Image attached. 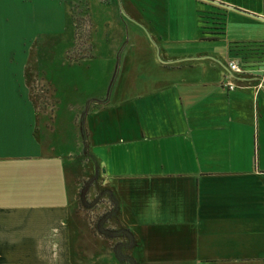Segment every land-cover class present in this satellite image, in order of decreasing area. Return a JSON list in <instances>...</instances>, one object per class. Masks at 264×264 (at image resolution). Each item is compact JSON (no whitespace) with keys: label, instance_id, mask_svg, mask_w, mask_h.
<instances>
[{"label":"crops","instance_id":"crops-1","mask_svg":"<svg viewBox=\"0 0 264 264\" xmlns=\"http://www.w3.org/2000/svg\"><path fill=\"white\" fill-rule=\"evenodd\" d=\"M83 1L93 22V60L106 49L104 72L80 73L83 87L90 81L93 89L85 93L78 84L67 99L49 83L64 112L56 122L86 124L84 172L70 166L69 152L49 151L35 137L14 73L7 91L0 45V264L128 263L79 202L83 174L117 203L107 226L130 233L135 264H145V236L170 240L171 230L174 250L194 255L195 264H264V86L255 87V73L229 70L233 61L245 65L233 42L264 43V0H216L257 16L226 9L218 39L203 34L201 15L215 10L204 0ZM47 3L52 28L64 35L65 5ZM142 47L145 76L109 71L107 64L123 57L119 49L126 59L128 49ZM263 67L264 57L251 66ZM155 160L162 168L147 171ZM120 161L126 167L118 170Z\"/></svg>","mask_w":264,"mask_h":264},{"label":"rangeland","instance_id":"rangeland-1","mask_svg":"<svg viewBox=\"0 0 264 264\" xmlns=\"http://www.w3.org/2000/svg\"><path fill=\"white\" fill-rule=\"evenodd\" d=\"M57 1L65 5L69 15L70 31H66L64 35L63 31H57V28H52L50 24V19L53 17L50 12L53 8H46L47 0H0V45L4 43L5 47L6 88L10 91L13 86L12 73L19 76V79L16 77L17 86L22 90L23 99L29 106L31 105L32 115L36 120L35 137L49 151L54 149L62 153L69 152L70 166L78 173H82L83 168L88 169L86 161H90L87 155L86 124L82 120L71 128L62 127L56 122L64 112L57 110L54 89L49 80L57 86L59 96H63V92L66 99L77 93L78 84L81 85V90L87 93L89 89H93V86L87 81L89 86L83 87L80 73L104 72L106 63L103 62L105 59L103 52L106 49L99 48L98 59L93 60L91 36L94 28L87 11V4L83 0ZM142 39H145L144 34H141ZM118 51L123 57L118 58L116 63L107 64L109 71L131 78L141 74L145 76V66H147L145 47L128 49L130 53L126 59V49ZM22 59L27 63L18 64ZM28 59L30 61L36 59V63L29 64ZM88 60L90 61L87 64H82ZM150 71L158 72L159 69L152 67ZM101 149H104L105 165L111 163L114 170L113 161L107 157V149L104 146H101ZM262 157L264 158V150ZM83 158V167H80ZM120 162L115 167L118 170L126 167L123 161ZM153 167L154 170L162 168L161 161L155 160L152 165L146 164L147 171H151L150 168ZM102 172H105V167ZM79 202L86 206L87 215L97 230L100 228L114 240V248L117 252L126 255L128 252V256L125 257L128 260L127 264H135V258L131 254L134 240L130 233L122 227L107 226L109 218L117 210V203L107 192H101L98 184L85 174L81 177ZM169 233L172 235L168 237L170 240L160 239L159 235L145 236V264H157L155 261L159 259L170 260L169 263L173 264L172 260L176 258L180 259L178 264H195L197 259L194 255L190 256L189 252L174 250L172 241L174 231L171 230ZM164 248H169V251H160ZM214 248L220 250L218 243L214 244Z\"/></svg>","mask_w":264,"mask_h":264},{"label":"trees","instance_id":"trees-1","mask_svg":"<svg viewBox=\"0 0 264 264\" xmlns=\"http://www.w3.org/2000/svg\"><path fill=\"white\" fill-rule=\"evenodd\" d=\"M213 7L215 8L214 12L208 15H201L202 30L205 37L218 39L226 32L227 10L218 5H214ZM230 48L235 55L240 56L244 60V64L247 67L261 62L264 57V43L262 42H233ZM117 254L119 258L128 261L123 254L118 252Z\"/></svg>","mask_w":264,"mask_h":264},{"label":"built area","instance_id":"built-area-1","mask_svg":"<svg viewBox=\"0 0 264 264\" xmlns=\"http://www.w3.org/2000/svg\"><path fill=\"white\" fill-rule=\"evenodd\" d=\"M229 70L232 74L233 72H239L243 74H254L255 73V75H258V83L256 84L255 87L259 89L260 87L264 86V67L255 69V68L247 67L245 65L242 66L238 61H233L229 64ZM228 87L230 90H235L236 84L229 82Z\"/></svg>","mask_w":264,"mask_h":264},{"label":"water","instance_id":"water-1","mask_svg":"<svg viewBox=\"0 0 264 264\" xmlns=\"http://www.w3.org/2000/svg\"><path fill=\"white\" fill-rule=\"evenodd\" d=\"M204 1H207V2H209V3H212V4H214V5H218V6H220V7H223V8L229 9V10H234V11L242 12V13H245V14L252 15V16H254V17H257V16H255V15H253V14H251V13H248V12H246V11H243V10L237 8V7H232V6H230V5H227V4L222 3V2H218V1H216V0H204ZM258 18H259V17H258Z\"/></svg>","mask_w":264,"mask_h":264}]
</instances>
